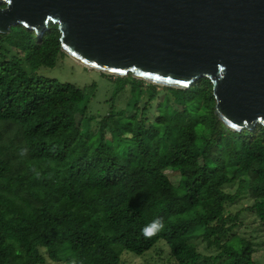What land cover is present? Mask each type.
Wrapping results in <instances>:
<instances>
[{"label": "trees", "instance_id": "16d2710c", "mask_svg": "<svg viewBox=\"0 0 264 264\" xmlns=\"http://www.w3.org/2000/svg\"><path fill=\"white\" fill-rule=\"evenodd\" d=\"M63 55L52 22L40 35L19 24L0 33V264H120L123 250L140 255L158 240L164 264H264L232 232L238 213H225L247 189L264 239V127L227 128L206 77L175 88L128 73L115 75L110 101L130 84V107L110 105L87 129L96 84L37 73ZM157 218L164 230L144 239Z\"/></svg>", "mask_w": 264, "mask_h": 264}, {"label": "water", "instance_id": "95a60500", "mask_svg": "<svg viewBox=\"0 0 264 264\" xmlns=\"http://www.w3.org/2000/svg\"><path fill=\"white\" fill-rule=\"evenodd\" d=\"M48 22L88 68L175 88L206 77L227 128L264 127V0H0V33Z\"/></svg>", "mask_w": 264, "mask_h": 264}, {"label": "rangeland", "instance_id": "374dc122", "mask_svg": "<svg viewBox=\"0 0 264 264\" xmlns=\"http://www.w3.org/2000/svg\"><path fill=\"white\" fill-rule=\"evenodd\" d=\"M37 73L60 82L68 81L74 83L80 88L93 82L96 84L91 95L85 102L84 123H87V129H95L98 127L100 119L107 114L110 105H112L115 110L128 109L130 107V84H127L125 89L120 91L111 103L110 97L115 86V75H109L88 68L75 61L67 54L60 56L53 67H40ZM143 86H145V84H143ZM161 92L162 90H159V94ZM165 172L169 175H174L176 173L175 171ZM238 186V182L234 181L233 183L226 184L224 190L232 193L238 189ZM238 192V197L233 202L226 203L225 213H238L237 224L232 228V232H237L240 236L248 238L254 246V252L252 253L254 261L256 263H264V239L258 223V218L253 211L246 210V207L251 204L252 198L247 189H241ZM191 243V245L195 246L196 250L202 254L207 255L216 252L214 248L207 247L200 239H193ZM167 259L168 248L163 240H158L149 250L140 255L133 254L128 250H123L120 253V264H164L167 262ZM43 264L58 263L46 259Z\"/></svg>", "mask_w": 264, "mask_h": 264}, {"label": "clouds", "instance_id": "9594fccd", "mask_svg": "<svg viewBox=\"0 0 264 264\" xmlns=\"http://www.w3.org/2000/svg\"><path fill=\"white\" fill-rule=\"evenodd\" d=\"M165 228L164 221L162 218H157L154 220L151 225L145 227L141 230V234L144 239H151L154 236L158 235Z\"/></svg>", "mask_w": 264, "mask_h": 264}, {"label": "bare ground", "instance_id": "6f19581e", "mask_svg": "<svg viewBox=\"0 0 264 264\" xmlns=\"http://www.w3.org/2000/svg\"><path fill=\"white\" fill-rule=\"evenodd\" d=\"M77 61V60H76ZM78 62V61H77ZM80 63V62H79ZM80 64H82V63H80Z\"/></svg>", "mask_w": 264, "mask_h": 264}]
</instances>
